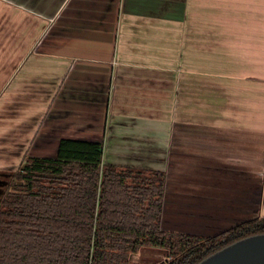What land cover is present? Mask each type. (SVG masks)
<instances>
[{
  "label": "crops",
  "instance_id": "0c3cea01",
  "mask_svg": "<svg viewBox=\"0 0 264 264\" xmlns=\"http://www.w3.org/2000/svg\"><path fill=\"white\" fill-rule=\"evenodd\" d=\"M0 59V172L98 141L163 171L164 230L264 216V0H0Z\"/></svg>",
  "mask_w": 264,
  "mask_h": 264
},
{
  "label": "trees",
  "instance_id": "16d2710c",
  "mask_svg": "<svg viewBox=\"0 0 264 264\" xmlns=\"http://www.w3.org/2000/svg\"><path fill=\"white\" fill-rule=\"evenodd\" d=\"M101 142L63 138L54 156L26 155L0 189V264H197L250 235L264 216L210 236L162 228L165 174L104 162Z\"/></svg>",
  "mask_w": 264,
  "mask_h": 264
},
{
  "label": "water",
  "instance_id": "95a60500",
  "mask_svg": "<svg viewBox=\"0 0 264 264\" xmlns=\"http://www.w3.org/2000/svg\"><path fill=\"white\" fill-rule=\"evenodd\" d=\"M197 264H264V233L239 239Z\"/></svg>",
  "mask_w": 264,
  "mask_h": 264
},
{
  "label": "rangeland",
  "instance_id": "374dc122",
  "mask_svg": "<svg viewBox=\"0 0 264 264\" xmlns=\"http://www.w3.org/2000/svg\"><path fill=\"white\" fill-rule=\"evenodd\" d=\"M1 60V59H0ZM2 107V102L0 101V108ZM41 151V150H39ZM43 152H50V150H44ZM38 151L30 149V153L28 155H35ZM13 165V164H11ZM19 166H8L2 169L0 172V181L4 183V185L10 180L11 172L16 170ZM1 171V170H0ZM0 183V189L4 188V185ZM212 233V232H210ZM166 250L162 248H150V247H143L141 248L138 253L134 254L132 259L134 262H138L140 264H156L157 262L162 261L165 259Z\"/></svg>",
  "mask_w": 264,
  "mask_h": 264
}]
</instances>
